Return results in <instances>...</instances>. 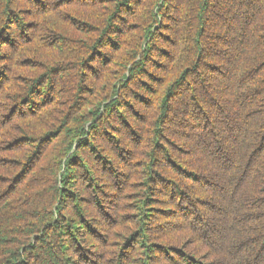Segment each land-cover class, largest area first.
<instances>
[{"label":"trees","instance_id":"trees-1","mask_svg":"<svg viewBox=\"0 0 264 264\" xmlns=\"http://www.w3.org/2000/svg\"><path fill=\"white\" fill-rule=\"evenodd\" d=\"M0 264H264V0H0Z\"/></svg>","mask_w":264,"mask_h":264}]
</instances>
